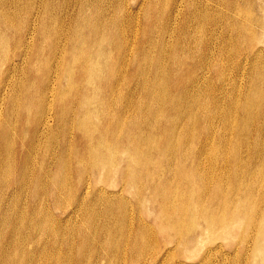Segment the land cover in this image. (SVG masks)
Returning a JSON list of instances; mask_svg holds the SVG:
<instances>
[{"label": "rangeland", "instance_id": "rangeland-1", "mask_svg": "<svg viewBox=\"0 0 264 264\" xmlns=\"http://www.w3.org/2000/svg\"><path fill=\"white\" fill-rule=\"evenodd\" d=\"M258 2L0 0V216L7 215L13 220L20 214L24 223L19 229L10 228L13 236L10 238L17 239L26 233L30 236L29 248H43L47 253L65 254L72 249L74 259L84 264H264L257 255L258 251H264V244H254L257 231L247 224L241 226L244 227L242 232L249 227L246 243H238L244 239H236L234 229V233H224L220 238L211 237V233L218 232L219 226H214L208 233L203 232V217L210 218L213 213L211 203H219V198H211L213 193L208 191L217 187L215 179L209 178L204 183V175L195 173L193 176L196 179L193 180L187 169L181 172L179 180L174 178L166 163L159 173L152 167L147 179L144 171L137 176L133 174L129 180L138 186L139 190H135L136 186H126L119 173L115 174V178L112 173L106 174L102 184L92 171L75 163L82 156L83 145L79 134L84 132L96 136L93 137L96 140L98 136L100 139L101 135L106 136L105 142H112L123 134L117 142L124 148L132 134L122 132L117 136L119 131L111 128L114 132L106 133L104 130L110 123L115 124L116 115L106 113L107 101L113 97H107L106 101L102 89L108 91L110 79L111 82L120 79V74L116 73L124 71L127 79L123 77L118 81L117 93L128 97L140 89L135 69L140 66L149 72L156 62L161 63L158 68L161 76L170 75L172 81L168 86L173 92H186L189 87L194 93L199 92L200 104L215 96L220 107L218 113L224 108L234 112L232 120L235 128L264 127V101L259 95L264 93V82L255 81L251 76L252 65L264 67V40L259 37L264 28V11L258 9ZM107 33L110 36L101 42V35ZM255 35L257 39H254ZM82 37L85 40L83 48L72 51L74 41ZM91 37L96 44H93V39L90 40ZM83 56L97 63L96 71L89 73L91 82L86 96L90 94V103L87 101L85 104V112L73 117L72 111L80 109L83 104V99L75 98L74 94L76 90L81 92L83 87L78 73L74 74L72 82L71 73L63 74V64L67 62L68 65V61ZM118 56L126 58V62L116 63ZM173 56L177 57V63L171 66ZM97 75L100 79L94 80ZM108 76L109 82L106 80L99 94H95L99 91L96 89L98 83H103ZM71 86L75 91L73 87L70 90ZM123 99L120 100L123 105L128 103V98ZM183 103H180L181 107ZM212 110L215 111L214 107H211ZM71 117L75 118V129L70 130ZM246 117L248 122L241 124ZM211 119L220 123L222 116L215 115ZM79 122L83 128L76 129ZM196 126L194 122L189 124L191 129ZM229 132L237 135L234 127ZM192 139L195 145L196 137ZM87 144L93 147L90 140ZM185 160L189 164L194 163ZM171 166L175 170L174 162ZM213 167L210 166L213 173L221 172L219 164ZM203 168L208 170V161L194 163L192 170L201 171ZM224 176L227 177V174ZM244 180L235 188L251 186V183L247 184L249 179ZM259 184L257 191L261 195L254 191L253 195H243L241 200L243 218L247 219V215L255 210L253 222L262 219L264 213V181ZM174 187L176 193L173 192ZM218 189L226 193V201L231 185L224 179ZM218 195L223 197L220 192ZM176 204L190 206L189 216L183 217L180 231H163L168 223L164 209ZM205 207L208 212L203 213ZM194 209L198 210L197 213ZM109 216L112 221L118 218L110 231L114 244H111L108 232L99 226ZM220 218L223 220L222 214ZM158 225H162L161 230ZM193 226L204 234L203 242L196 243ZM180 234L183 244L177 239L167 241L168 236ZM6 241L7 237L5 240L4 230L1 229V252L8 249ZM225 243L234 246L220 250L218 245ZM237 246L239 250L235 249ZM255 246L261 249L257 250ZM60 259L61 264H71L67 260L69 257L64 259L61 256ZM40 262L54 264V261L46 262L44 259Z\"/></svg>", "mask_w": 264, "mask_h": 264}, {"label": "bare ground", "instance_id": "bare-ground-1", "mask_svg": "<svg viewBox=\"0 0 264 264\" xmlns=\"http://www.w3.org/2000/svg\"><path fill=\"white\" fill-rule=\"evenodd\" d=\"M258 1H259L258 3H260L259 4L260 6L258 9H261L262 11H264V0H258ZM247 3H250V2H247ZM250 4H247V5H250ZM245 9H247V8H245ZM252 11H254V10H252ZM254 18H255V16H254ZM135 25H134V28H135ZM29 31H31V30H29ZM97 31L101 32L100 30H97ZM5 33L6 32H4V34ZM6 35H8V34H6ZM109 36H110V33L101 35V39H100L101 42L103 40H106L105 38H108ZM252 36H253V34H252ZM260 36H261V39L264 40V28L263 27H262V30L260 31L259 37ZM92 39L93 38L91 37L90 40H92ZM110 39H111V37H110ZM254 39H257L256 35L254 36ZM87 40H89V39H87ZM93 41H94L93 44H96V40L93 39ZM74 42H76V43L74 44L75 47L72 49V51H74L75 49L81 48V47L83 48L85 40L82 37L79 40L74 41ZM97 44H99V43H97ZM106 44H108V41L106 42ZM101 47H102V45H101ZM88 50H89V48H88ZM23 51L25 52V50H23ZM100 54H101V52H100ZM126 56H128V55H126ZM117 59L118 60L116 63H118V61L123 62V63L126 62V60H125L126 58H124L122 56H118ZM92 60L89 59L88 56H83L80 58L76 57V58L72 59L71 61H68V65H67V62L65 64H63L64 65L63 74H64V72H67L68 75L71 73L70 76H71V82H72L74 74L78 73V76H80L79 81L83 87L81 92H79L77 90L75 91L73 86L70 87V90L73 87V89H74L73 91H75V94H74L75 98L79 97L81 100L83 99V104L82 103H81L82 105L80 104L81 108L76 110V111H72L73 117L77 114L83 113V111L85 112V110H84L85 104L87 103V101L89 102V100H90V98H88L90 94L88 96H86L87 91H88V87H89V83L91 82V79L89 77V73L91 74L95 70V67L97 64V63H94ZM110 60L108 62H110ZM113 60H115V59H113ZM154 62H155V60H154ZM174 63H177V57L176 56H173L170 65L172 66ZM160 64L161 63L156 62L155 63L156 66L151 68V70L149 72L145 71L140 66H139V68L135 69V75L137 77L140 89L138 92H136V93L134 92V94L130 93L128 95V97H125L124 95H122L120 93H117V88L119 86L118 81H120V79L123 77H125L123 79H127V76H125L123 74L124 71L116 73V74H120L119 77H121L118 80H114L111 82V79H110V82H109V80H108L109 76H108L107 78L103 79V83H100V82L98 83L99 86L96 89H98L99 91H95V94H97V95L99 94L101 89L105 86L104 83L107 82L106 80H108V82L110 84V89L108 91H106V88L102 89L103 90L102 96L104 99H106V101H107V97H110V96L113 97V99H111V101L110 100L107 101V106L105 108H106L107 114L111 113V114L116 115L115 124L110 123L111 125L110 124L107 125L106 128H104V130H106L105 132L107 133V131L108 132L119 131V133L116 134L117 136L120 135L122 132L125 134L127 132L128 134H132V135H131V137H129L126 140L127 142H126V145L124 146V148H121L120 147L121 145L120 146L118 145L117 140L123 134H121V136L119 138L113 139L112 142H109V141L105 142V140H107V139H106V136L104 137L103 135H101V139L98 136L97 140H96V139H94V138H96V136L95 137L93 136L94 137L93 138L92 136H90L89 134H86L85 132L83 134H79L80 140L82 141V145H83V151H82V156L80 158L76 159L75 163L83 165L84 168H87L90 171H92L94 173V175L97 177V179L100 178L101 181L105 180L106 174L112 173L113 177H114V176H116L115 174L119 173L121 175L123 181L125 182L126 186H127V184L129 187H135L136 186L135 190L138 189V186L135 184L134 181L129 180V178L132 177L133 174H135L137 176L138 174H140L141 172L144 171L143 172L145 175L144 177L147 179V177H150L148 175L150 174L149 170L152 167L157 171V173H159L162 170V167L166 163H168V167H170V169L172 170L174 178L178 177L179 180L181 179V172H186L187 169L189 170V173L192 176L193 180L196 179L195 176H193V174L195 175V173L199 176L204 175V179H205L204 183H207L209 178L215 179L217 187L211 188L208 191H210V193H213V196H211V198H214V197L219 198V201H218L219 203H217V202H216L217 204L211 203L213 213H212L210 218L208 217V219H207L205 216L203 217L204 218V220H203L204 221L203 232L208 233L214 226H219L220 229L217 230L218 232L215 234L211 233V237L212 238H220L224 233H225V235H228V234L230 235L232 232L234 233V230H235L236 239L237 238L239 240L242 238L244 239V240H240V241L238 240L239 241L238 243H243V242L246 243L247 242L246 239L249 237V236L246 237V235H249L248 234L249 227H248L247 231L245 230L244 232H242V229H241V228H244L241 226H243L245 223L248 226H250V228H252V229L254 228L255 231H257L256 240L254 239V244H259V245L264 244V225H261V223H263V221H264V213L262 215V219L259 218L258 220H255L254 222H253V220H254L255 215H253V214L255 213V210L251 211V213L247 215V217H246L247 219H245V217L243 218L244 215L241 213L242 207H243V201H241V200H242L243 195L250 194V193H252V195H253L254 191L257 192V195H261L257 191V186L260 185L259 184L260 182L262 183V181H264V127H260L258 129V127H256L254 125V127L252 126L251 129H249L248 126H246V128L239 127V126L235 128V126H234L235 124L232 120V118L234 116V112H232L230 109L224 108L221 113H218L217 109L220 108L219 103H218L217 99L215 98V96H213V95H212L213 97L210 98L209 101L205 102L204 104H200L199 94H198L199 92L194 93L193 89H190L189 87L186 89V92H181V90H179L178 92H173L170 89V87L168 86L172 81L170 78V75H168V76L162 75L161 76V73L158 70V68L160 67ZM256 65H258V66H256ZM207 66H209V65H207ZM251 69L253 71L251 73L252 78L255 81L259 80V81L264 82V67H261V66L259 67V64H255V65H252ZM104 75H105V73H104ZM104 75H103V78H104ZM98 77L99 76L97 75V77L94 78V80L98 79ZM99 79H100V77H99ZM59 80H60V78H59ZM160 82H161V84H160ZM76 85H78V84H76ZM76 89H77V86H76ZM91 91H93V90H91ZM135 95H138V97L135 98ZM259 95H260V98L262 99L261 101H264V93H259ZM123 98H125V99L128 98V103H125L123 105L122 102L120 101V100L124 101ZM183 101H186L185 104L183 103ZM78 103L79 102H77V105H79ZM98 103H99V100H98ZM116 103L118 104L117 107L114 106ZM180 103H183L182 107H181ZM74 104H75V102H74ZM209 106H210V108H209ZM211 107H214L215 111H213V110L210 111ZM100 110H102V109H100ZM206 110H208V112H206ZM45 111H46V109H45ZM101 112H103V110ZM48 113H51V111ZM95 114H97V113H95ZM219 114L222 116V121L220 123L214 122L213 119H211V117L212 116L214 117L215 115L219 116ZM207 115H208V118H207ZM73 117L70 118L69 129L70 128L75 129L74 128L75 118H73ZM95 117H97V116H95ZM108 117H107V119H108ZM44 120H45V118H44ZM96 121H97V119H96ZM98 122H100V121H98ZM190 122H194L195 125L197 124L198 126H196L194 129H191L189 127ZM241 122H242L241 124L247 123L248 122L247 117H246V119L241 120ZM70 123H71V125H70ZM42 125H44V124H42ZM81 127H82L81 123L79 122L76 129H80ZM231 127H234L237 135L230 134L229 130ZM85 128H87V127H85ZM111 128L114 129V131ZM252 130H253V133H250ZM126 135H124V136L127 137ZM193 137L194 138L196 137V144L195 145H194V140L192 139ZM88 140H90L92 142L93 147L91 145H90V147L88 146V144H87ZM103 141L105 142L104 144H102ZM191 153H192V156H191ZM185 159L192 160V162H194V163H198L201 160H204L205 162L208 161V167L209 168H208V170L203 168V169H201V171H196V169L192 170L194 163L189 164L190 162H188ZM219 161H221V163H219ZM172 162L175 163V170H173V167L171 166ZM210 163H211L212 167L214 165L219 164L220 165L219 170L221 172L218 173V171H217V174L213 173L212 168H210V166H211ZM110 164L113 165L112 168H110ZM188 165H190V167ZM83 167L81 166V168H83ZM257 167H258L257 171H255V172L251 171L252 169L257 168ZM213 170H214V167H213ZM89 174L91 175V173H89ZM186 174H188V173H186ZM225 174H227V177L224 176ZM224 179H226V181L231 185V191L228 194V199L226 201H225L226 193L224 194L218 189L219 187H221V182H224ZM244 179H249L250 181L247 180V184L251 183V186L247 185L246 189H244V188L242 189L240 186L235 188V186L240 181L243 182ZM258 181H259V183H258ZM103 183H105V182L102 181V184ZM254 183H256V184H254ZM12 184H13V182H12ZM110 184L112 185V184H114V182L110 183ZM103 186H105V185H103ZM98 187H101V186H98ZM172 189H173V192L176 193L175 192L176 188L174 187ZM219 192L222 194V196H223L222 198L218 195ZM135 195H136V193H135ZM179 198L181 199V196ZM143 200H144V198H143ZM183 200H184V198H183ZM146 201L149 202L150 200H146ZM239 201H241V202H239ZM145 209H146V212H148L149 204H148V207H145ZM189 209H190V206H188V205H177V204H176V206L173 205L169 209H164L165 215L168 218V223L166 225V228H163V231L164 230H170V231H176V232L180 231L181 230L180 226L183 224L182 219L184 216H189V214H188L190 212ZM207 209L208 208L205 207L203 209L204 210L203 213L208 212ZM245 209H247V208H245ZM194 210L197 213L198 210H196V209H194ZM191 211H192V209H191ZM196 213H194V215ZM244 213H245V211H244ZM221 214H222L223 220H221V218H220ZM116 219H118V218H115L112 221L110 216H109L107 218V220H105L103 222L104 223L103 225H99L101 227V229H105V231L108 232L107 235L110 237L109 239L112 241L111 244H114L113 243L114 239H112L113 235L111 234L112 232H110V231L112 229H114L113 226H115L116 222L115 223H113V222ZM225 219H228V220L225 221ZM158 221L161 222L160 219ZM7 224H10V225H7ZM23 224L24 223L22 221V216L20 214H18L16 217H14L13 220H11V217L7 216V215L6 216L5 215L0 216V230L1 229L4 230V239L6 240V237H7L6 242L8 245L7 250L2 251V252L0 251V264H42L40 261H43V259L46 260V262L54 261V264H61V262H62V261L60 262L61 256L64 259H67V257H69V259H67V260L71 264H84V262H79V261H76L74 259L75 258L74 257V251L72 249L68 250L65 254H60V253H54V252L53 253H51V252L47 253V251L44 250L43 248H37V250H36V248H33V247L29 248L27 246V243L30 239V236H27L26 233H23L17 239L14 238L15 240L12 239L13 236L10 232V228L11 227H13V228L19 227L20 228V226H22ZM192 225H194V224H192ZM196 225L197 224H195V226ZM6 226H9V227L6 228ZM158 226H159V229L161 230L162 225H158ZM195 226H193V229ZM197 228H199L198 225H197ZM186 232L188 233L189 229L186 230ZM192 233H193V236L197 238L196 243L203 242L202 240L204 238V236H203L204 234L202 233V231H200V230L198 231L195 228ZM250 233H252V231ZM5 235H6V237H5ZM10 237H12V238H10ZM181 237H182L181 234L179 236H177V235L176 236H168L167 241H170L172 239H177L178 241L181 242V244H183L182 243L183 238H181ZM222 238H224V237H222ZM227 243H230V242H227ZM247 245H249V243ZM233 246L234 245H232V244H226L225 243V244H219L218 248L220 250L221 249L223 250L226 248L231 249V248H233ZM70 247H71V245L69 246V248ZM256 247L257 246H255V248ZM258 248L259 247H257L256 249L258 250ZM235 249L239 250V246L235 247ZM248 249H247V252H248ZM259 249H261V248H259ZM34 250H36V251H34ZM258 252L259 253H257V255L260 256V259H261L260 261L264 263V251H258ZM223 253H224V251H223ZM246 255H248V254H246ZM246 259H247V257H246ZM256 259H258V258H256ZM243 261H245V260H243ZM235 262H238V261H235Z\"/></svg>", "mask_w": 264, "mask_h": 264}]
</instances>
